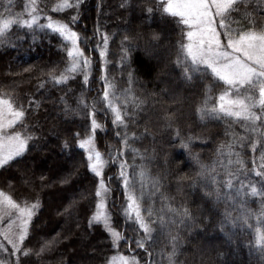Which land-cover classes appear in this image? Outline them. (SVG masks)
<instances>
[{
    "label": "trees",
    "instance_id": "16d2710c",
    "mask_svg": "<svg viewBox=\"0 0 264 264\" xmlns=\"http://www.w3.org/2000/svg\"><path fill=\"white\" fill-rule=\"evenodd\" d=\"M30 2L0 0V18L29 19ZM60 2L35 0L40 17L37 24L14 23L0 37L4 40L0 44V96L25 111L13 129L33 136L28 151L7 171L0 169V189L19 204H32L37 199L41 203L23 242L19 263L111 264L116 250L134 256L138 264H168L171 238L175 237V264H264V254L255 243L256 229L264 228V197L252 196L248 187L264 189V177L256 171H264L260 162L264 153L261 122L253 125L243 118L201 117L199 109L205 98L210 96V103H218L226 85L211 75L194 77L191 82L181 77L175 60L179 43L182 39L187 42L186 36L182 37L187 27L177 17L160 13L161 0H81L78 9L76 0H69L73 8L57 11L55 5ZM236 6L238 11L231 17L237 22L233 28L240 26L246 31L253 26L252 21L257 30L264 26V0H237ZM77 14L78 20L72 23L70 18ZM49 16L70 23L81 37L89 38L87 46L81 43L93 60L86 84L83 73L66 84L51 80L53 70L55 75L62 74L68 62L64 49L71 45L51 29L39 28ZM101 32L110 37L107 75L116 86L114 99L121 106L127 128L113 123V113L102 100L105 85L100 77L105 73L99 50L94 47L101 44ZM125 36L132 38L136 47H129L130 59L122 62L120 42ZM149 46L157 49V56ZM81 93L87 108L79 103ZM94 101L97 121L103 126L96 131V144L107 160L106 172L117 176L120 168L113 157L122 152L130 165L129 179L142 214L153 229L152 239L145 240L143 247L136 241L148 234L123 211L128 193L120 176L112 179L108 200L113 224L126 239H121L116 249L101 222L90 224L98 205L99 178L86 163L87 153L79 147V139L90 132ZM183 142H188L187 148L182 147ZM131 148L138 152H131ZM194 156L210 166L205 176L200 175ZM65 177L68 182L62 183ZM229 179L232 188L226 183ZM241 184L247 195L237 193ZM72 201L75 204L68 208ZM185 208L190 214L187 217L171 211ZM226 213L232 219L248 214L250 226L238 221L233 228ZM15 262L8 252L0 251V264Z\"/></svg>",
    "mask_w": 264,
    "mask_h": 264
},
{
    "label": "snow or ice",
    "instance_id": "6c2138e0",
    "mask_svg": "<svg viewBox=\"0 0 264 264\" xmlns=\"http://www.w3.org/2000/svg\"><path fill=\"white\" fill-rule=\"evenodd\" d=\"M81 0H76L75 7L78 9ZM57 11L63 9L73 8V4L69 0H61L60 3L55 5ZM32 15L30 19L17 20L16 17L9 15L7 18H0V37L3 36L5 31L12 27L14 23H20L22 25L31 27L37 24L40 17L37 14V5L35 0H31L28 5ZM160 13L168 14L172 17H177L178 22L182 26L187 27V32L182 33V37L186 36V41L183 39L178 45L175 64L181 75V77L191 82L194 77L205 78L208 75L214 76L217 81H223L226 87L220 92L218 97V103H210L211 97H206L203 101L201 108L199 109L200 115L203 118L205 115L213 117H234L243 118L244 120L251 121L253 125L257 121L264 124V26H261L259 30L255 27V22L251 23L253 26L248 30H243L240 26L235 28L232 24H237L232 20V13L237 10L236 0H161L159 6ZM8 11V9H5ZM149 14L152 13V9H148ZM47 24H39L40 29H51L52 33L59 34L64 41L70 43L69 48H65L68 62L63 69L62 74L55 75L50 74V78L54 84H66L74 75L83 73V81L85 84L89 81L93 69L92 58L85 54V49L81 47V43L85 46L89 43L88 37H81L80 33L74 30V27L70 26V23H65L58 20H53L51 16L48 18ZM72 23L78 20L77 16L70 18ZM102 38L100 45H94L99 50V58L103 62L104 75L100 77L105 87L103 90L102 100L107 101V108L113 113V123L116 125H122L125 128L128 127L125 120V115L122 114L120 104L115 102L116 91L115 85L110 81L108 70V52H109V40L110 37L106 32H101ZM33 41L37 39L35 35L32 37ZM158 39V37H153ZM4 40L0 39V44H3ZM121 61H127L130 59L129 47L135 48L136 45L132 43V38L127 36L121 40ZM115 55V53H113ZM27 71V69H25ZM128 79L131 81V73L128 74ZM215 82V81H214ZM41 83V87H43ZM111 91V95H110ZM258 92V96L256 93ZM80 105L85 108L89 107L84 99V94H80ZM128 103L127 100L124 101ZM94 101L91 107V123L90 132L86 135V138L79 139V147L87 151V161L91 172L99 177V185L96 189V195L99 197L97 210L91 217L90 224L92 222H103L104 228L110 233L111 238L115 244L118 245L121 239H126L122 236V233L112 226L110 216L107 214V201L105 196L110 191L106 185L104 179L103 168L107 164L102 157V153L98 150L96 145V131L103 126L97 121L96 110ZM259 107L260 112L255 111ZM7 112L8 117H5ZM107 115V112L104 111ZM25 117V111L21 108L15 107L12 100L5 99L0 96V169L5 171L11 167L13 161L16 158L22 157L29 149V141L33 139L31 134H22L21 132L13 131L7 132L6 129L12 128L17 121H22ZM131 119V116H129ZM255 131H259L258 128H254ZM79 136V133L76 134ZM119 136V133H117ZM133 138L135 133L131 134ZM177 137L179 138V131H177ZM125 147H128V136L123 137ZM257 143H260L257 141ZM65 149L69 148L67 141L64 145ZM182 147L187 148L188 142H183ZM256 145L253 144L252 148L255 150ZM131 152H138L137 149L131 148ZM192 155L191 153H189ZM111 155V154H110ZM113 159L116 160L120 168L119 176L123 181V187L127 190V207L123 210L128 216H133L138 226L148 235L141 240H137L138 246L143 247L145 240L152 239L153 229L149 220H146L141 211V205L137 200V196L134 193L133 185L129 179V167L127 159L124 158L123 153H118ZM196 163L201 168V176H205L210 171V166L200 163L198 156H194ZM261 166H264V153L260 156ZM241 168H244L242 160L239 161ZM133 171L137 167L135 164L131 166ZM257 174L264 177V171L256 170ZM143 173H141L142 175ZM70 175V174H69ZM231 175V173H229ZM43 179V178H41ZM62 183L68 182V177H65ZM212 182H215V177H212ZM229 188H232L231 179L226 181ZM244 185L241 184L236 189L237 193L241 195H247L244 192ZM252 196L260 195L264 197V189H258L254 185L248 186ZM219 192V188L217 189ZM222 197L217 196V199ZM75 201H72L68 205V208L73 207ZM41 207L39 199L30 206L25 204L21 207L11 195L0 190V212L6 215H11L10 209H16L19 212L17 220V231H11L12 224L15 221H11L9 229L5 230V238L7 243L16 251H21V245L25 241V238L29 235V227L36 214V211ZM65 208V211H68ZM150 214L151 208L147 210ZM173 213H180L181 217L189 216L188 210L185 208L182 211L180 209H171ZM264 216V212L261 213ZM228 222L232 224L233 228L237 226L238 221H243V225H247L249 215L242 214L241 217L232 219L229 213H226ZM259 219V217L257 218ZM163 222V221H162ZM250 226V225H247ZM256 245L262 254H264V228H257ZM173 242V250L168 254V264H175L174 257L177 252L176 238H171ZM0 249H4V243L0 241ZM43 250V249H42ZM117 260L120 264H138L135 257H125L120 255L119 257H113L111 264H116Z\"/></svg>",
    "mask_w": 264,
    "mask_h": 264
},
{
    "label": "rangeland",
    "instance_id": "374dc122",
    "mask_svg": "<svg viewBox=\"0 0 264 264\" xmlns=\"http://www.w3.org/2000/svg\"><path fill=\"white\" fill-rule=\"evenodd\" d=\"M237 1V0H236ZM31 18V16L29 17V19ZM44 23L45 24H47L48 23V19H46V22L44 21ZM188 30V29H187ZM150 48H152L151 49V52L153 53V55L154 56H157L158 55V53H157V49L156 48H154V47H151V46H149ZM157 58V57H156ZM256 95L258 96V92L256 93ZM5 98V97H4ZM5 99H8V98H5ZM255 111H257V112H260V109H259V107H257L256 109H255ZM5 117L7 118L8 117V114H7V112H5ZM19 121H17V123H18ZM16 123V124H17ZM255 125H258V121L255 123ZM262 126H264V124H261ZM15 126V124L12 126V128H10V129H6V131L7 132H9V133H11V132H13V131H17V130H15V129H13V127ZM17 132H20V131H17ZM86 138V137H85ZM84 139V138H83ZM97 145V144H96ZM97 148H98V146H97ZM98 150L100 151V149L98 148ZM86 151V150H85ZM101 152V151H100ZM86 153H87V151H86ZM102 153V152H101ZM102 157H103V159L105 160V161H107L106 160V158H105V156H104V154L102 153ZM107 165V164H106ZM104 166V168H103V173H104V179H105V182H106V185H107V187H108V189L110 190L108 193H107V195L105 196V199H106V201H107V209H105V211L107 212V214L110 216V220H111V223H112V226L114 227V228H116L118 231H120L114 224H113V221H114V213H113V211L111 210V201L110 200H108V198H111V181H112V179H114V178H116L117 176L119 177V171H117V176L115 177V174H113V173H110V170H108L107 172H106V167L107 166ZM49 166H50V163H49ZM260 171V170H259ZM32 173H33V171H32ZM31 173V174H32ZM25 175H22V179L24 180L25 179ZM33 177H34V174H33ZM98 177V176H97ZM99 178V177H98ZM120 178V177H119ZM1 190V189H0ZM98 201H99V197H98ZM19 204V203H18ZM21 205V207H23V206H25L24 204H20ZM27 205H31V204H27ZM98 206V205H97ZM126 207H127V205H126ZM124 209H125V207H124ZM97 210V209H96ZM12 214L11 215H6V214H4L3 212H0V241H2L3 243H4V248H6L7 249V251H4V249H0V251H2V252H4V253H6V252H8L10 255H12L15 259H16V262H15V264H20L19 263V260H20V257H21V255H22V252L24 251V249H23V244L21 245V251L20 252H16L12 247H11V245L10 244H8L7 243V239L5 238V230H7V229H9V225H10V222L11 221H15V224H12V226H11V231H13V232H16L18 229H17V225L19 224V221L17 220V217L19 216V212L16 210V209H10L9 210ZM101 223L103 224V222L101 221ZM121 232V231H120ZM122 233V232H121ZM122 236H123V234H122ZM119 244H120V241H119V243H118V245L117 244H115L114 242H113V245H114V247L117 249V247H119ZM120 255H123V256H125V257H130V256H127L126 254H124V253H122L121 251H116L115 250V252L112 254V256H111V259H110V263L112 262V258L113 257H119ZM3 264H9V263H3ZM116 264H120V261L119 260H117V262H116Z\"/></svg>",
    "mask_w": 264,
    "mask_h": 264
}]
</instances>
